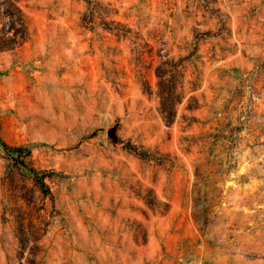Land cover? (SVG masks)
Masks as SVG:
<instances>
[{"label":"rangeland","instance_id":"rangeland-1","mask_svg":"<svg viewBox=\"0 0 264 264\" xmlns=\"http://www.w3.org/2000/svg\"><path fill=\"white\" fill-rule=\"evenodd\" d=\"M20 5L32 37L0 51V264H264V0Z\"/></svg>","mask_w":264,"mask_h":264},{"label":"trees","instance_id":"trees-1","mask_svg":"<svg viewBox=\"0 0 264 264\" xmlns=\"http://www.w3.org/2000/svg\"><path fill=\"white\" fill-rule=\"evenodd\" d=\"M31 37L32 30L30 20L20 5V0H0V51L17 49L28 42ZM165 64H169V61L163 62L158 68L161 111L166 121L172 123L176 116L177 104L181 102L182 96L177 92L176 84L166 77L167 74H165L166 71L163 68ZM6 149H8V158L11 160L12 166L27 171L42 194L54 201V193L47 181L48 177H51V174L46 171H39L31 165V150L25 147L9 146H6ZM131 149L143 155V153L138 152L137 148L134 146H131ZM23 199L27 200L26 197ZM199 199L198 197L195 200L196 205L198 204L197 200L200 201ZM195 217L199 219L197 214H195ZM21 219L18 235L22 244V249L25 251L28 242L34 238H38L39 229H36L34 226L30 227V225H25L27 218L22 217ZM199 222L201 223V221L198 220V223ZM37 246L38 244H36L34 248Z\"/></svg>","mask_w":264,"mask_h":264},{"label":"water","instance_id":"water-1","mask_svg":"<svg viewBox=\"0 0 264 264\" xmlns=\"http://www.w3.org/2000/svg\"><path fill=\"white\" fill-rule=\"evenodd\" d=\"M109 135L113 138V139H117V134H116V127H112L110 130H109Z\"/></svg>","mask_w":264,"mask_h":264}]
</instances>
